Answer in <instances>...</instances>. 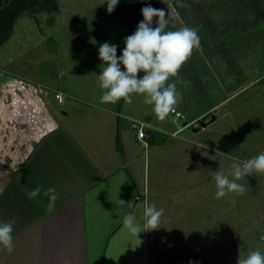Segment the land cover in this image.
Returning a JSON list of instances; mask_svg holds the SVG:
<instances>
[{"label": "crops", "instance_id": "crops-1", "mask_svg": "<svg viewBox=\"0 0 264 264\" xmlns=\"http://www.w3.org/2000/svg\"><path fill=\"white\" fill-rule=\"evenodd\" d=\"M116 8L122 15L119 3ZM67 88L68 95L78 90L86 96L80 88ZM50 94L42 96L27 84L19 88L17 102L0 104V186L6 185L0 222L15 220V251L0 250V264H236L238 256L252 250L239 249L234 223L224 229L222 219L194 215L193 207L207 209L206 192L212 196L216 186L214 179L206 184L204 153L194 149L190 156L182 147L175 153L177 146L168 138L181 128L171 133L168 120L148 111L143 119L156 136L151 141L148 131L146 144L131 126L135 119L129 115L137 110L124 101L96 102L95 110L77 105L57 110L45 99ZM185 108L192 110V105ZM182 139L179 144L195 140ZM222 153L231 159V153ZM190 161L199 181L190 178ZM225 164L223 169L218 163L216 171L227 172L231 164ZM37 186L41 195L30 199L27 194ZM49 187L58 194L53 211L43 195ZM145 202L164 210L161 228L135 237L123 228V216L142 218ZM218 203L214 197V212ZM206 240H211L207 249Z\"/></svg>", "mask_w": 264, "mask_h": 264}, {"label": "rangeland", "instance_id": "rangeland-1", "mask_svg": "<svg viewBox=\"0 0 264 264\" xmlns=\"http://www.w3.org/2000/svg\"><path fill=\"white\" fill-rule=\"evenodd\" d=\"M60 1L61 13L54 24H49L47 12L24 14L17 19L11 38L0 46V104L17 102L19 88L30 84L42 96L44 91L51 93L45 99L57 110L75 105L79 110H95L102 94L96 77L101 70L99 46L105 42L116 44L117 55H121L124 39L143 20L141 9L151 6L167 12L165 31L189 26L196 28L201 38L202 50H194L179 72L177 89L182 101L175 111L184 117L173 112L165 119L173 127L171 133L181 128L168 138L177 146L175 153L181 147L184 152L189 149L190 156L194 149L204 153L206 184H210L218 163H223L225 169L227 160L231 164L233 159L244 161L264 152V0H119L126 23L116 7L111 14L107 12L106 0ZM157 19L154 17V22ZM176 80L170 78L169 82ZM69 84L87 97L78 90L68 95ZM57 91L64 94L63 101L56 98ZM204 91L210 96H204ZM190 93L195 96H188ZM185 104L192 105V110H187ZM127 106L137 110L129 115L135 120L148 122L143 119L148 111L155 116L142 96L133 95V103ZM195 116L201 117L192 121ZM203 123L207 124L204 128ZM182 138L195 140L179 144ZM219 150L231 153V159L221 156ZM194 167L190 161L192 182L200 180L193 177ZM238 183L248 189L246 194L226 195L219 199L214 212V193L211 196L210 191L206 192L207 209L201 204L192 208L193 213L196 217L222 219L224 229L234 223L239 249L247 247L264 253V174L245 177ZM1 187L0 200L4 199L1 192L6 185ZM210 243L206 240V249Z\"/></svg>", "mask_w": 264, "mask_h": 264}, {"label": "clouds", "instance_id": "clouds-1", "mask_svg": "<svg viewBox=\"0 0 264 264\" xmlns=\"http://www.w3.org/2000/svg\"><path fill=\"white\" fill-rule=\"evenodd\" d=\"M106 3L107 12L111 14L119 0H106ZM141 14L143 20L138 23L135 32L124 39L121 55H117L116 44L105 42L99 46L101 70L99 75L95 74L98 87L102 90L99 102L116 104L123 100L126 105H131L133 95H139L143 97V103L151 106L155 116L163 121L182 101V93L177 89V83L181 82L179 72L194 50H202L201 38L198 30L189 26L165 31L167 12L164 9L146 6L141 9ZM154 17L158 18L155 22ZM170 78L177 80L169 82ZM256 174H264V152L244 161L233 159L227 172L222 169L213 172L214 197L219 200L228 194H246L248 189L238 181ZM41 192V186H37L27 195L31 199L41 195ZM43 195L49 199L48 211H53L58 199L56 189H44ZM119 202L127 205L123 200ZM163 213L162 208L157 209L155 204L145 202L142 218L138 219L135 213H126L123 228L135 237L142 231L158 230ZM14 224L15 220L0 222V250H6L9 255L15 251ZM261 239L264 240V237ZM236 264H264V253L259 249L251 250L246 256H238Z\"/></svg>", "mask_w": 264, "mask_h": 264}, {"label": "trees", "instance_id": "trees-1", "mask_svg": "<svg viewBox=\"0 0 264 264\" xmlns=\"http://www.w3.org/2000/svg\"><path fill=\"white\" fill-rule=\"evenodd\" d=\"M60 11V0H0V46L11 38L15 23L22 15L34 16L40 12H47L50 15L49 24H54ZM149 135L151 141L156 136L152 130H149Z\"/></svg>", "mask_w": 264, "mask_h": 264}, {"label": "built area", "instance_id": "built-area-1", "mask_svg": "<svg viewBox=\"0 0 264 264\" xmlns=\"http://www.w3.org/2000/svg\"><path fill=\"white\" fill-rule=\"evenodd\" d=\"M56 98L59 101H63L64 98V94L60 91L56 92ZM177 117L183 118L184 116L178 112V111H174ZM131 126L132 129L134 130V132L137 134V137L142 140L144 143L147 144L146 142V137L148 136V131L150 130V125L148 122L146 121H142V120H133L131 122Z\"/></svg>", "mask_w": 264, "mask_h": 264}, {"label": "water", "instance_id": "water-1", "mask_svg": "<svg viewBox=\"0 0 264 264\" xmlns=\"http://www.w3.org/2000/svg\"><path fill=\"white\" fill-rule=\"evenodd\" d=\"M184 125H187V122H186V123H184ZM202 126H203V128H204V127H206V126H207V124H206V123H203V125H202Z\"/></svg>", "mask_w": 264, "mask_h": 264}]
</instances>
